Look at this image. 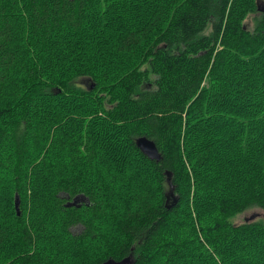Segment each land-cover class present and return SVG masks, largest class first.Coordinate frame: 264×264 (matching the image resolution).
I'll return each instance as SVG.
<instances>
[{
    "label": "trees",
    "instance_id": "1",
    "mask_svg": "<svg viewBox=\"0 0 264 264\" xmlns=\"http://www.w3.org/2000/svg\"><path fill=\"white\" fill-rule=\"evenodd\" d=\"M258 12L0 0V264H264V219L233 220L264 208Z\"/></svg>",
    "mask_w": 264,
    "mask_h": 264
},
{
    "label": "water",
    "instance_id": "2",
    "mask_svg": "<svg viewBox=\"0 0 264 264\" xmlns=\"http://www.w3.org/2000/svg\"><path fill=\"white\" fill-rule=\"evenodd\" d=\"M258 8L260 9L259 4H258ZM136 143H137V146L140 148V150L145 155H147L150 159L157 160V161L161 160V158H162L161 152L157 146V143L154 140H152L151 138H149L146 135H142L139 138H137ZM167 181L169 184V191L167 193V195H168L167 202H169L170 197L173 196L174 199H173L172 203H174L173 205H175L176 203H178L180 196L175 193V186H174V183H173L172 178H171V173H168ZM79 198L80 197H75L72 201H70L67 204V206L78 205ZM15 204H16V210H17L18 214H21L19 195H16ZM130 261H131V257L125 258V260H121V261L109 259V260L102 262V263H99V264H130Z\"/></svg>",
    "mask_w": 264,
    "mask_h": 264
},
{
    "label": "rangeland",
    "instance_id": "3",
    "mask_svg": "<svg viewBox=\"0 0 264 264\" xmlns=\"http://www.w3.org/2000/svg\"><path fill=\"white\" fill-rule=\"evenodd\" d=\"M258 4L260 7L258 14H260L261 11H264V0H258ZM246 23H247V26L249 28H253L255 25V15L251 14L248 17ZM208 31H209V29H208ZM76 82L85 88H88L89 84L91 83V81H88L86 79V77H81V78L77 79ZM173 199H174L173 196L170 197L169 202L170 201L172 202ZM79 202H80V199H79ZM20 210H21V208H20ZM18 215H21V214H18ZM259 219H264V208L252 207V208L247 209L245 212L239 214L238 216H236L233 220L236 224H239V223H243L245 221H253V220H259ZM72 230L74 232H79L82 230V227H79L76 225V226L72 227Z\"/></svg>",
    "mask_w": 264,
    "mask_h": 264
},
{
    "label": "flooded vegetation",
    "instance_id": "4",
    "mask_svg": "<svg viewBox=\"0 0 264 264\" xmlns=\"http://www.w3.org/2000/svg\"><path fill=\"white\" fill-rule=\"evenodd\" d=\"M79 199H80L81 203H83L85 200H87V198L85 196H83V195H81ZM77 226L81 227L80 224H78Z\"/></svg>",
    "mask_w": 264,
    "mask_h": 264
}]
</instances>
